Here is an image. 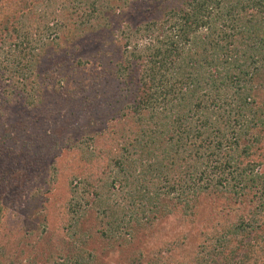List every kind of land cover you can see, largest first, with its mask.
<instances>
[{"label":"trees","instance_id":"obj_1","mask_svg":"<svg viewBox=\"0 0 264 264\" xmlns=\"http://www.w3.org/2000/svg\"><path fill=\"white\" fill-rule=\"evenodd\" d=\"M63 180L44 264H264V0H0V237ZM205 203L194 240L134 245Z\"/></svg>","mask_w":264,"mask_h":264},{"label":"rangeland","instance_id":"obj_2","mask_svg":"<svg viewBox=\"0 0 264 264\" xmlns=\"http://www.w3.org/2000/svg\"><path fill=\"white\" fill-rule=\"evenodd\" d=\"M159 2H156L155 5H153L152 9L146 10L142 17L145 16H151L154 12L155 8H157ZM152 5V4H148ZM141 10L135 9L133 10V16H131L129 22L132 24H135L136 22H139L141 17ZM155 17V14L153 15ZM94 50V47L91 49ZM93 52V51H90ZM71 75V71L68 68L65 73H63V76ZM81 78V77H80ZM43 108L42 110L45 111H51L52 115H55L54 120H56L59 124L62 123V118L59 116H62V113L56 112V109L53 106L52 102H46L45 104H42ZM36 112H39V109H36ZM53 120V121H54ZM89 120L91 123L96 120L92 116L86 117V119H79L77 127H75L74 133L76 134L80 132L79 129L82 127H85V123ZM64 121V119H63ZM57 124V123H56ZM58 155V154H57ZM62 158V157H61ZM60 156L58 155V163L61 161ZM83 164V162H81ZM86 165V164H84ZM61 166L64 168L65 164H61ZM80 170L83 172L85 171V168L81 167ZM67 174H70L71 180L76 181L77 179H80V174H77V172L74 173L75 170H72L70 166L67 167ZM50 186V185H49ZM56 187L52 186V192L48 195V201L46 202V207L42 208V204L44 202V198L39 202L38 205H36L33 209L27 210V212L19 213L18 215L12 214L9 216L7 214L6 217V223H7V230L5 233V236L0 237V249L4 252H0V261L3 259L4 261H9L10 256H22L20 259L15 260L16 264H44L43 258L48 262L49 261V255L47 254L49 251V248L44 246V243L46 244L48 240L50 239V235L52 232H55V228H57V221H59V217L62 213H64L67 217L68 214V204L66 203V200L64 199L67 195H69L71 192L68 191V184L67 180L60 181L59 183L55 184ZM74 187V185L69 186L70 188ZM54 187V189H53ZM66 191H63V190ZM74 189V188H72ZM162 199V198H161ZM64 203H60L64 201ZM93 194H90V204L94 203ZM211 211V209L208 207V204L205 203V205H201L198 208V214L195 217H189V216H179V215H170V214H164L161 215L159 218L160 223H158L156 226H154L149 233H143L145 232L141 227L133 225L131 227V230L133 231V237L142 238L147 237L149 239V243H145V241H140L139 238L134 239V245L137 248H140L142 246V250L151 251L153 248H156L155 243L160 242L164 240H168L176 236V234H181L182 232L189 233L190 237L189 240L192 241L196 238V235L198 233L199 227H200V221L201 218L207 213ZM59 214V216H58ZM69 218V217H68ZM92 214L85 215L81 222H80V233L83 232L88 233L92 228H94V224L92 223ZM62 223H65L63 221ZM46 228L48 231H46ZM79 229L77 228L74 231L77 233ZM65 234V241H68L67 238V230L62 231ZM92 232H95L94 229ZM27 233V235H26ZM158 234V237H156ZM78 236V235H77ZM97 235L93 236L92 240H85L86 237H84L85 241L82 245H80V248H86L88 246H92L96 243ZM55 241L57 245H60V240L55 238ZM42 245V248H40L39 245ZM88 247V248H90ZM21 250V251H19ZM33 252L34 256L31 257L29 260H24L27 256L30 255V253ZM98 254H101L98 256V259L100 260V264H117L120 263L124 256L126 254L121 253L119 250L118 252L111 253L109 250H101ZM152 255V254H151ZM63 257H68L64 256Z\"/></svg>","mask_w":264,"mask_h":264}]
</instances>
